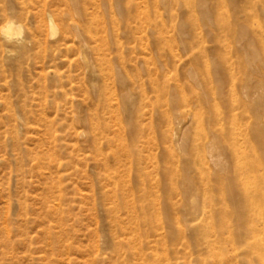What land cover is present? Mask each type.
I'll return each instance as SVG.
<instances>
[{
    "label": "rangeland",
    "instance_id": "rangeland-1",
    "mask_svg": "<svg viewBox=\"0 0 264 264\" xmlns=\"http://www.w3.org/2000/svg\"><path fill=\"white\" fill-rule=\"evenodd\" d=\"M5 11L27 32L0 41V264H210L229 231L264 243V0Z\"/></svg>",
    "mask_w": 264,
    "mask_h": 264
},
{
    "label": "clouds",
    "instance_id": "clouds-1",
    "mask_svg": "<svg viewBox=\"0 0 264 264\" xmlns=\"http://www.w3.org/2000/svg\"><path fill=\"white\" fill-rule=\"evenodd\" d=\"M7 8V0H0V9ZM46 35L49 40H55L60 35V25L54 14L48 13L46 18ZM27 25L17 16L9 11H5L0 16V41L6 43L22 44L26 42ZM8 55L14 54V49H7Z\"/></svg>",
    "mask_w": 264,
    "mask_h": 264
},
{
    "label": "bare ground",
    "instance_id": "bare-ground-1",
    "mask_svg": "<svg viewBox=\"0 0 264 264\" xmlns=\"http://www.w3.org/2000/svg\"><path fill=\"white\" fill-rule=\"evenodd\" d=\"M258 116L261 117L260 115ZM235 197L237 198V195ZM258 236L259 234L256 232H251L249 235L244 236L239 231H229L226 237L222 236L217 241V254L215 260L210 264H238L236 257L228 256L226 254L224 249L225 244H229L233 250H237V247L241 245L252 246L253 250L249 254L248 264H264V243L262 239L258 238Z\"/></svg>",
    "mask_w": 264,
    "mask_h": 264
}]
</instances>
